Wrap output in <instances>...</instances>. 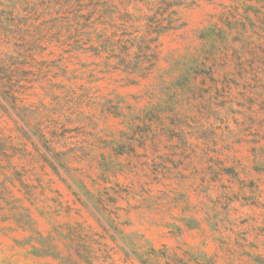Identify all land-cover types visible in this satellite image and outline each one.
Segmentation results:
<instances>
[{
  "label": "rangeland",
  "instance_id": "374dc122",
  "mask_svg": "<svg viewBox=\"0 0 264 264\" xmlns=\"http://www.w3.org/2000/svg\"><path fill=\"white\" fill-rule=\"evenodd\" d=\"M0 264H264V0H0Z\"/></svg>",
  "mask_w": 264,
  "mask_h": 264
}]
</instances>
